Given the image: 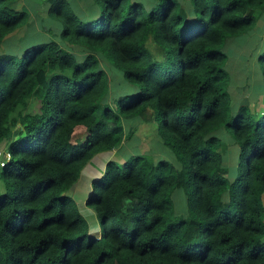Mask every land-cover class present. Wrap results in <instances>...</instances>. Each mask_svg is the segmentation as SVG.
<instances>
[{
    "label": "trees",
    "instance_id": "obj_1",
    "mask_svg": "<svg viewBox=\"0 0 264 264\" xmlns=\"http://www.w3.org/2000/svg\"><path fill=\"white\" fill-rule=\"evenodd\" d=\"M17 1L0 0V47L29 22ZM35 1L63 30L59 42L0 54V143L11 154L0 264H264V113H231L224 51L253 30L264 0H90V20L69 0ZM259 62L264 82V52ZM108 64L138 92L108 104ZM133 118L157 125L181 167L149 154L108 161L85 201L99 227L90 234L69 193L96 155L134 135L122 126ZM220 129L238 147L232 182ZM179 190L188 216L175 220Z\"/></svg>",
    "mask_w": 264,
    "mask_h": 264
},
{
    "label": "rangeland",
    "instance_id": "obj_2",
    "mask_svg": "<svg viewBox=\"0 0 264 264\" xmlns=\"http://www.w3.org/2000/svg\"><path fill=\"white\" fill-rule=\"evenodd\" d=\"M31 1L37 2L35 0H30V2ZM37 3H40V2H37ZM42 6L44 5L42 4L41 7L33 6V12L32 14L30 13L31 18L28 24L24 28H22L25 30L17 31L14 34L15 35L14 44L12 45L9 44L7 46L0 47V54L5 53L6 51L16 54L25 46L42 44L48 41L59 42L60 34L63 30L62 22L59 20H55V21L49 20L47 17H45L44 16L45 9ZM70 6H71L73 13L80 20L93 19V16L96 13L94 9L90 8L91 6L90 0H70ZM46 27L50 28V31L47 33L44 31ZM24 31L26 32V34L23 37ZM255 31L253 33H255ZM258 43H259V37L251 36V35L249 36L244 35L239 38H236L234 42L229 43L226 49L224 50L228 54V60L225 64V71L228 74V84H227L226 91L229 95V100H230L231 108H232L231 109L232 114L237 109V108H233L232 106L233 102L236 101V103L238 104L240 100L239 97H240L241 91L239 90L240 86L237 84L238 79L241 78V80L242 79L249 80L251 77V73L253 74L256 73L253 71L254 69H256L254 67V62L257 61L255 60V54L258 52L257 47L259 46V49L261 47V44H258ZM147 46H148V49L153 53V55L158 59L160 56L158 55L157 50L155 49L154 45L149 43ZM70 48H71V51L74 53V55L77 57L78 61L83 60L88 53L87 50L79 48V47L70 46ZM261 52H259L258 58L262 56L263 53ZM236 58H238L239 60H235ZM244 58L246 60H244ZM244 61H246L245 63H247L246 67L245 66L241 67L240 64L243 63ZM257 64L259 67V71L262 72L261 63L257 61ZM103 69L107 74L112 75L111 77L112 80H110L109 89H108L109 91L106 96V99H108L107 100L108 104H111L118 97L125 96V95L132 96L138 92V89L136 87L124 81V79L122 78V74L119 71L114 70V67L112 65L108 64V68L106 67ZM255 76H257V74ZM251 84H254V83H251ZM250 94L253 95L252 93ZM34 106H35L34 102L30 101L28 110L34 109ZM110 106L113 107V105H110ZM245 106L246 108H248L249 111H251L250 107H248L247 105ZM148 125L149 124L143 123L137 118L122 120V126L124 129V132L133 133L134 135L127 141L125 146H121V148H119L118 155L120 154L121 156H123L124 160H129L133 156L142 154L140 153V144H141L140 141H148L147 143L149 144V147L152 148V149L150 148L151 152L149 156L153 161L155 162L167 161L171 163L175 167V169H180L181 166L176 161L174 154L168 148L162 145L158 134L154 132L153 130H151L150 126ZM141 130L145 132H141ZM215 136L219 138L222 142L223 148L221 151H222V156L224 159L223 166L227 171L226 177L229 179L230 182H232L233 180L236 179L238 175V147L236 143L234 142L231 133L226 129H220L215 134ZM4 148L5 147L3 146V143H0V154L2 153V151H6V149ZM143 149L146 150L147 147L143 146ZM143 155L148 156V154L146 153H144ZM113 160L115 161V159ZM1 161H3V157L0 156V162ZM115 162L118 163V161H115ZM91 163H93V165L96 166L94 167L91 165V170L92 171L97 170L98 165L97 163H95V160H92ZM0 171H1V168H0ZM86 173L88 174V172ZM84 177H86L85 172L81 173V176L78 180L79 185L84 182L83 181ZM2 192H4V184L2 180L0 179V193ZM183 193L184 192L182 190L175 191L172 193V196H171V199L173 202V208H172V214H171L172 219L179 220V219L186 218L188 216L187 209H186V200H185V196ZM83 210L84 209H82V211ZM85 216H87V214H85ZM85 220L89 227L90 220L89 219H85ZM90 234L97 235L98 228L95 229V231H92Z\"/></svg>",
    "mask_w": 264,
    "mask_h": 264
},
{
    "label": "crops",
    "instance_id": "obj_3",
    "mask_svg": "<svg viewBox=\"0 0 264 264\" xmlns=\"http://www.w3.org/2000/svg\"><path fill=\"white\" fill-rule=\"evenodd\" d=\"M42 4L44 5L42 7L45 9L44 10V16L47 17V11H48V7H49L47 5V3H41V2L37 3V2H32V1L30 2V0H18L17 2L13 3L10 6V8L14 12H22V11L27 12L29 15V20H30V18H31L30 13L32 14V12H33V6H40L41 7ZM20 30H25V29H20ZM20 30H17V31H20ZM44 31L47 33V31H50V28L46 27V29ZM254 31H255V33H253ZM16 32H14L13 34H11L10 36H8L6 38V42L4 43L5 44L4 46L9 45V44L10 45L14 44V37H15L14 34ZM251 32H249L247 35L259 37V43L258 44H261L260 49H259V46L257 47L258 52L255 54V60L259 61V59H260V58H258L259 52H261V51H262L261 53L264 52V9L259 10L256 13V26H255L254 30H252ZM25 34H26V32L24 31L23 37L25 36ZM17 42H19V41H17ZM4 46H2V47H4ZM226 54H227V52H226ZM227 57H228V54H227ZM235 60H239V59L236 58ZM244 60H246V59L244 58ZM257 61L254 62V67L256 69L253 70L256 73L255 74L251 73V77L249 80L248 79H242L241 80V78L238 79L237 84L240 86L239 90L241 91V94L239 97L240 100H239L238 104L236 103V101H234L232 106H233V108H238L241 105L242 106L247 105L248 107H250V110L252 112H257L259 114H263L264 113V82H263L262 72L259 71ZM239 62H241V61H239ZM245 62L246 61H244L243 63L240 64L241 67L242 66L246 67L247 63H245ZM256 74H257V76H255ZM251 83H254V84H251ZM250 93H252L253 95H251ZM146 124H149L148 126H150V129L158 134V129H157L156 124H154V123H146ZM141 132H145V131L141 130ZM159 139H160V137H159ZM140 142H141L140 153L150 154L152 148L149 147V144L147 143L148 141H140ZM126 143H127V141H124L117 149H114L113 151H110V152H104V153H100V154L96 155L94 157V159H92V160H95V163H97V165H98L97 170H95V171L91 170V165L94 166L93 163H91L92 162V160H91L90 161L91 164L89 163L81 172V173L85 172V174H86V177L83 178L84 182L80 185L77 182L76 186L69 193L70 196H72V198L74 199V201L78 205L79 211L83 215V217H85V219L90 220V224H89V232L90 233L92 231H95V229H97V228H98V233H99V227H98V223L96 220V216L94 217V214L92 213L93 211H90L87 207H85V201L90 194L91 182L93 180L99 179L103 175L105 165L108 161H114L113 159H115V161H118V163H120V164H122L126 161V160H124L123 156H121L120 154L118 155L119 148H121V146H125ZM161 143H162V141H161ZM143 146H146L147 149L144 150ZM115 155H116V157H115ZM94 167H96V166H94ZM86 172H88V174ZM80 207H82V208H80ZM82 209H84V210L82 211ZM86 209H88V210H86ZM84 213L87 214V216H85Z\"/></svg>",
    "mask_w": 264,
    "mask_h": 264
},
{
    "label": "built area",
    "instance_id": "obj_4",
    "mask_svg": "<svg viewBox=\"0 0 264 264\" xmlns=\"http://www.w3.org/2000/svg\"><path fill=\"white\" fill-rule=\"evenodd\" d=\"M1 157H3V161L0 162V167H3L6 163H8L11 159V154L9 151H2L0 154Z\"/></svg>",
    "mask_w": 264,
    "mask_h": 264
}]
</instances>
